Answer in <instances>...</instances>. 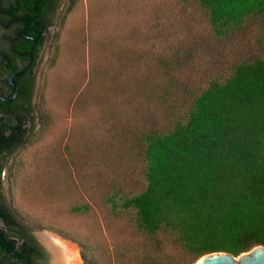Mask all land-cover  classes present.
Listing matches in <instances>:
<instances>
[{"label":"trees","instance_id":"trees-1","mask_svg":"<svg viewBox=\"0 0 264 264\" xmlns=\"http://www.w3.org/2000/svg\"><path fill=\"white\" fill-rule=\"evenodd\" d=\"M78 1H66L63 20ZM131 1L113 0L109 35L94 39L87 31V80L81 88L75 82L66 106L73 115L95 111L98 131L71 127L54 147L56 170L39 179L47 204L59 206L52 216L59 220L47 227L73 237L58 225L61 211L105 215L120 239H96L89 257L82 254L87 264H191L205 253L238 256L264 245V0H177L201 25L187 19L170 40L155 29L165 15L153 6L122 30ZM6 4L0 29L9 37L16 25L10 49L29 59L33 45V60L14 78L15 99L0 101V172L32 129L31 68L58 0ZM78 37L85 41L84 28ZM9 53L1 56L6 65ZM199 58L200 69L193 66ZM124 215L128 224H119ZM0 221V264H47L1 193Z\"/></svg>","mask_w":264,"mask_h":264},{"label":"rangeland","instance_id":"rangeland-1","mask_svg":"<svg viewBox=\"0 0 264 264\" xmlns=\"http://www.w3.org/2000/svg\"><path fill=\"white\" fill-rule=\"evenodd\" d=\"M66 1L58 0V5L51 16V24L45 32L37 64L33 68L34 85L31 98L33 126L27 141L2 160L0 193L17 221L29 227L40 244L50 250L51 253L46 250L47 264L57 263L54 262L53 250L44 242L43 235L52 236L69 250L77 251V258L75 257L70 264H87L82 254L89 257L93 252L92 249L95 248L96 239H120L116 236L117 230H114L112 226H105L106 216H103L101 212L96 213V208L95 215L90 211L82 214L61 211L58 225H62L73 237L49 229L47 225L51 220L54 219L55 222L59 220L55 212V208L59 206L57 202L51 206L47 204L39 179L42 178L43 171L56 170L54 167L57 166V157L54 155L56 150L54 147H57L60 141L61 143L64 141L69 128L74 127L80 130L84 127L86 130H92L93 133L98 131V126H93L91 121L96 117L95 111H88L87 115L80 113L73 115L66 105L75 82L79 80L76 86L82 87L87 80L85 77L83 81L82 75L83 67L87 71L88 65L87 31H90L94 39L104 38L107 33L109 35L110 19H113L116 7L112 4L113 0H79L63 20ZM143 1L147 4L141 8L140 4ZM150 6L159 9V13L165 15L161 17L162 23L160 22L155 29L169 36V40L178 35L187 19L197 18L195 19L197 21L193 22L198 28L201 25L198 15L189 8L185 11L180 9L177 0H133L129 2V9L123 11L125 17L123 16L124 23L120 24L122 30L138 25L142 11ZM90 9H94L95 14L89 30L87 22ZM83 28L85 29L84 42L78 37V33ZM57 46L60 48L58 52ZM157 46L161 50L164 45L158 41ZM54 55L55 62H53ZM199 62H201L200 58L194 62L193 66L200 69ZM194 75L196 79L199 78V73ZM43 81H46L47 85L42 89ZM55 82L57 91L53 85ZM42 92H44V107L50 115L46 127L42 123L40 110ZM101 207L104 208L103 205ZM61 209L64 210L62 207ZM53 215L56 216L52 218ZM124 217L119 219V224H128V216L124 215ZM0 228L6 229L2 222H0Z\"/></svg>","mask_w":264,"mask_h":264},{"label":"flooded vegetation","instance_id":"flooded-vegetation-1","mask_svg":"<svg viewBox=\"0 0 264 264\" xmlns=\"http://www.w3.org/2000/svg\"><path fill=\"white\" fill-rule=\"evenodd\" d=\"M8 1L9 0H0V6H1L0 13L5 14L6 16H7V11H5L3 8L5 6H7L6 3ZM0 27H1V25H0ZM17 31L18 30H17L16 25H11L10 27H8V31L6 32V33H9L10 36L9 37H4V34L5 33H4L3 29H0V95L3 96V97H5V98H9L12 95L13 91H14V87L10 83V76L13 73L19 72V71H22V72L20 74L16 75V76H14V78L23 75L24 72L31 66V63H32V60H33V53H32L33 45L29 49V59L23 58L22 57V54L20 53V51L18 52L15 49H12V50L10 49V45L8 44V42L9 41L11 42L14 33L15 34H18ZM17 39H19V38L17 37ZM8 51H10V53H9L10 54V59H9L8 62L11 63V64L8 65V63H7V65H6V63L2 61L1 56H2V53L3 52H8ZM24 52H26V51L24 50ZM37 59H36V61H37ZM13 65H15V66H13ZM34 66L35 65H33L32 68H31L32 69V72H33ZM5 79H7V80H5ZM21 82L23 83V78L20 79V83ZM15 84H16V82H15ZM16 94H17V84H16ZM16 94H15L14 98L11 101H9V102H12L15 99ZM22 225H24V224H22ZM24 226H26V225H24ZM27 228H28L29 232L34 236L37 244L41 248H43L45 250V252H46V255H48L46 249L44 248L43 245L40 244V242L38 241V239H36V237L33 234L32 230L29 227H27Z\"/></svg>","mask_w":264,"mask_h":264},{"label":"water","instance_id":"water-1","mask_svg":"<svg viewBox=\"0 0 264 264\" xmlns=\"http://www.w3.org/2000/svg\"><path fill=\"white\" fill-rule=\"evenodd\" d=\"M22 71L15 72L10 76V83L14 91L9 98L0 95V100L4 102L11 101L16 94V84L14 76ZM47 251L50 250L45 247ZM51 253V252H50ZM193 264H264V245L259 244L248 251L240 253L237 257L225 251H214L201 255Z\"/></svg>","mask_w":264,"mask_h":264},{"label":"bare ground","instance_id":"bare-ground-1","mask_svg":"<svg viewBox=\"0 0 264 264\" xmlns=\"http://www.w3.org/2000/svg\"><path fill=\"white\" fill-rule=\"evenodd\" d=\"M43 240L53 250L54 262L57 264H70L78 256L77 251L69 250L63 243L52 236L43 235Z\"/></svg>","mask_w":264,"mask_h":264}]
</instances>
